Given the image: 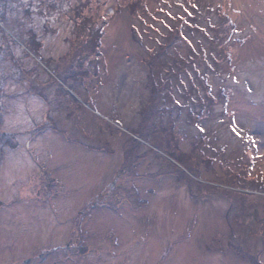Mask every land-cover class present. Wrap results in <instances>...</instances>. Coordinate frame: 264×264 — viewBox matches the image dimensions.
Listing matches in <instances>:
<instances>
[{
	"label": "rangeland",
	"instance_id": "obj_1",
	"mask_svg": "<svg viewBox=\"0 0 264 264\" xmlns=\"http://www.w3.org/2000/svg\"><path fill=\"white\" fill-rule=\"evenodd\" d=\"M83 1L9 0L5 9L0 0V18L12 13V22L0 21V222L8 223L0 224L1 259L264 264V0H90L87 15L107 21L102 51L85 64L84 81L65 84L58 72H79L69 54L73 8ZM135 2L142 6L132 14ZM30 26L44 43V61L23 51ZM175 28L187 41L169 50L174 71L179 57L195 65L179 76L163 73L165 117H174L183 151L205 137L214 168L201 178L226 184L243 174L254 183L240 189L245 197H193L166 172V154L157 148H142L127 165L126 135L151 94L145 62ZM49 74L58 82L44 97Z\"/></svg>",
	"mask_w": 264,
	"mask_h": 264
},
{
	"label": "trees",
	"instance_id": "obj_2",
	"mask_svg": "<svg viewBox=\"0 0 264 264\" xmlns=\"http://www.w3.org/2000/svg\"><path fill=\"white\" fill-rule=\"evenodd\" d=\"M9 5V0H5V3L2 5V7L8 9ZM141 6L142 5L140 2L130 3L128 5L129 10L132 11V14H134V12H136V10H138ZM93 9L94 6L90 0H85L73 8L71 23L75 29V34L74 40L71 42L72 51L69 56L73 66H77L79 72L76 71L75 73L73 70H70L68 73V69H66V71L64 69L63 74L58 72L65 84H67L68 79L76 81L79 77V79L84 81L85 77L88 75L85 64L90 62L91 58L97 57L99 54H101L102 40L104 37L107 21L102 14L97 13L95 16H88V12L93 11ZM24 13L25 16L28 17L31 14V10L27 9L24 11ZM1 15V22H12V19H10L12 13H10L9 18H7L4 13H1ZM225 25L226 22L224 24L223 21L220 26ZM226 27L230 28V25H226ZM1 32L3 33V29L0 26V33ZM226 32L227 34L224 35L225 39H230L231 34H228L229 30H226ZM222 33H225L224 28H220V34L222 35ZM23 35L26 38L23 39V42L25 43V49L23 51L27 53V49H29L35 57H39L42 59V61H44L42 57V48L44 47V43L38 38L34 28L32 26L25 28ZM2 39L5 41L4 37H2ZM165 40L166 41L159 43L158 50L149 53L145 62L148 66V86L150 87L151 94L146 105L141 110V118L137 124V127H132L131 132L126 135L123 152L125 160L127 161V165L130 168L132 162L139 158L138 153L142 150V148H147L148 152L151 153H154L155 151L156 154L158 153L156 151L157 148L166 154V172L175 174V178L178 182H185L188 186L190 194L193 197H203L206 195L210 196L216 194L222 195L223 193L224 196H229L231 199L232 194L245 197V194L240 189H244V187H248L254 183L247 181L243 177V174L242 176L236 174L230 177L231 180H228L229 182L226 183L232 188L229 190L226 189L228 186L223 183L222 178H201L203 169L208 171V169L213 170L212 168H214L213 158L206 155L205 146L207 145V142L204 136H200L198 142L195 143V146L192 147L191 150L183 151L180 148V144L178 142L179 137L176 134V121L171 115L168 119L165 117V113L169 107L166 105L167 103H165L166 101L164 99L165 87H163V84L166 81L163 79V73H171V71H173L177 76H179L182 72H186L190 66L193 67L195 65V60L190 61L189 58L187 59L185 57H179V59H175L177 60L175 62H177L179 66V70L175 72L174 68L172 67V61L170 60L171 58L169 50L174 44L178 42H186L187 39L180 29L175 28L169 30L168 34L165 36ZM221 44H224L223 41ZM4 49L5 46L1 45L0 50L4 52ZM192 51H194V49ZM8 55L11 58V61L15 63L18 70L23 73L22 75H25L23 60L17 58L13 51H11ZM58 65L60 64L54 63V68L56 67L58 69L60 67ZM74 68L76 70V67ZM64 72H67L68 74L66 77H64ZM50 76L52 77H49L50 82H47L46 87L41 89L44 97H46L44 91L49 87V84L53 83L54 85V83L58 82V79L54 78L52 75ZM22 81L24 80L22 79ZM205 83L206 82L203 81V84L206 87ZM61 105L63 106L62 103ZM182 107L183 106L181 104H178L174 108L179 109ZM190 116L193 117L194 114H191ZM48 125H50L52 128L51 124H46V126ZM2 139L4 140L6 137ZM6 141H8V138ZM146 142L151 144L153 147L146 145ZM257 187L260 186H255L256 189H259Z\"/></svg>",
	"mask_w": 264,
	"mask_h": 264
},
{
	"label": "flooded vegetation",
	"instance_id": "obj_3",
	"mask_svg": "<svg viewBox=\"0 0 264 264\" xmlns=\"http://www.w3.org/2000/svg\"><path fill=\"white\" fill-rule=\"evenodd\" d=\"M108 196H109V192H106L105 197H108ZM98 203H100V201H97V202H93V201H92V202H91L92 206H93V205H94V206H97ZM2 204L6 206L5 203H1V202H0V205H2ZM91 204H90V205H91ZM89 207H90V206H89ZM90 208H91V207H90ZM0 224H8V223H6V222H0ZM11 224H13V223L11 222ZM15 224H18V223L16 222ZM4 229H5V231H6V227H5ZM4 240H5V238H3V239H2V242L0 243V245H1V247H0V254H1V251H3V252H2V253H3V254H2L3 256H5V254L7 253V250H6V248H5V245H6V244L4 243ZM69 245H70V244H68V247H69ZM47 255H48V253H47ZM36 256H37V255H35L34 258H35ZM38 258H39V260L44 261L46 257H45V254L42 253V254H39ZM31 259H32V258H27V259L24 260L23 263H24V264H29V263H31ZM0 264H6V261H5V260H2L1 257H0Z\"/></svg>",
	"mask_w": 264,
	"mask_h": 264
}]
</instances>
